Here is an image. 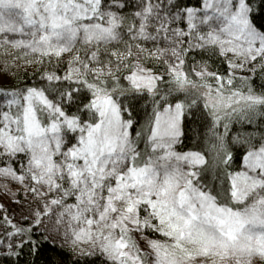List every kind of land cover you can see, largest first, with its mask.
Returning <instances> with one entry per match:
<instances>
[{"label": "snow or ice", "instance_id": "snow-or-ice-1", "mask_svg": "<svg viewBox=\"0 0 264 264\" xmlns=\"http://www.w3.org/2000/svg\"><path fill=\"white\" fill-rule=\"evenodd\" d=\"M21 64L0 176L41 207L5 215L8 256L47 216L100 264H264V0H0V74Z\"/></svg>", "mask_w": 264, "mask_h": 264}, {"label": "trees", "instance_id": "trees-1", "mask_svg": "<svg viewBox=\"0 0 264 264\" xmlns=\"http://www.w3.org/2000/svg\"><path fill=\"white\" fill-rule=\"evenodd\" d=\"M189 3L195 4L196 0H188ZM259 18V17H258ZM199 59V57H197ZM212 70L219 69L221 72L227 70V64L219 57L213 56L210 61ZM13 68L12 71L7 74H0V85L12 83L15 80H19L24 85H31L37 83L41 77L39 71L36 70L35 65H23L21 64L18 69ZM242 75H248L249 73H241ZM255 84L261 83L260 77H254ZM235 131V129H233ZM187 143V142H186ZM4 217L0 215V223L4 226ZM8 218V217H7ZM26 224V222H24ZM11 230V227H6L0 233V238L5 240V232ZM32 241L35 242V246L25 240L21 245V251L19 255L8 256L7 248L0 250V264H100V260L89 257L85 260L84 257L78 256L75 251L65 245L55 242L48 238L43 232L34 230L30 233Z\"/></svg>", "mask_w": 264, "mask_h": 264}, {"label": "rangeland", "instance_id": "rangeland-1", "mask_svg": "<svg viewBox=\"0 0 264 264\" xmlns=\"http://www.w3.org/2000/svg\"><path fill=\"white\" fill-rule=\"evenodd\" d=\"M228 58L230 59L231 56L229 55ZM28 183L29 181L27 179L21 182L19 180L0 176V215H2V217L6 215L12 220L15 227H27V225L31 224L35 209L41 207L40 202L33 198L31 191H25V185ZM24 222H26V224ZM7 226L11 227L7 224L4 226L0 223V233ZM33 227L36 231L43 232L51 240L65 244L74 250L71 239L64 236L62 229L60 231L55 230L50 217H41L40 226ZM8 232H12V227ZM14 239H21V235L14 234ZM3 241L4 244L10 242L7 237H5ZM3 248L4 246H0V250Z\"/></svg>", "mask_w": 264, "mask_h": 264}]
</instances>
